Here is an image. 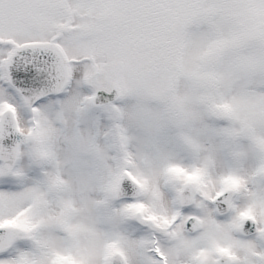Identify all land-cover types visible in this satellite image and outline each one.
Returning <instances> with one entry per match:
<instances>
[{
  "label": "snow or ice",
  "instance_id": "1",
  "mask_svg": "<svg viewBox=\"0 0 264 264\" xmlns=\"http://www.w3.org/2000/svg\"><path fill=\"white\" fill-rule=\"evenodd\" d=\"M96 68L110 81L93 83L101 92L186 84L250 142L223 163L169 156L152 188L126 158L111 186L132 194L125 264H264V0H0V149L22 144L41 106ZM23 176L0 169L6 183ZM46 201L40 180L0 191V264H77ZM102 240L88 264L123 255Z\"/></svg>",
  "mask_w": 264,
  "mask_h": 264
},
{
  "label": "clouds",
  "instance_id": "2",
  "mask_svg": "<svg viewBox=\"0 0 264 264\" xmlns=\"http://www.w3.org/2000/svg\"><path fill=\"white\" fill-rule=\"evenodd\" d=\"M79 79L89 91H60L53 107L42 109L39 123L24 129L22 144L12 152L0 149V169L18 166L24 158L40 169L46 203L54 213L50 219L68 229L63 235L74 250L66 254L77 264H88L106 243L104 236L116 241L123 254L113 256V264H125L133 248L121 236L127 221L121 219L122 206L113 207L120 195L111 186L123 175L126 158L152 188L176 150L190 158L186 163L197 157L211 163L235 157L250 142L235 134L234 122L209 115L186 84L165 94L113 88L103 92L111 99L100 103L101 91L93 83L110 82L104 69L90 71L88 81Z\"/></svg>",
  "mask_w": 264,
  "mask_h": 264
},
{
  "label": "rangeland",
  "instance_id": "3",
  "mask_svg": "<svg viewBox=\"0 0 264 264\" xmlns=\"http://www.w3.org/2000/svg\"><path fill=\"white\" fill-rule=\"evenodd\" d=\"M73 93H80V92H88L89 89L85 88L81 83L74 82L70 89ZM43 109H50L53 107V101H48L44 105L41 106ZM175 156L179 159H183L185 162L188 161L190 158L183 153L182 151L176 150ZM222 163L225 162L224 160L221 161ZM18 167H20L23 172L24 176L22 179V182H16L13 180L11 183H6V178H0V191H20L22 187L34 184L36 181L40 178V169L37 168L35 165L31 163V161L27 158H24L20 160V163L18 164ZM125 203H120L117 205L116 208L121 207ZM116 206V205H115Z\"/></svg>",
  "mask_w": 264,
  "mask_h": 264
},
{
  "label": "water",
  "instance_id": "4",
  "mask_svg": "<svg viewBox=\"0 0 264 264\" xmlns=\"http://www.w3.org/2000/svg\"><path fill=\"white\" fill-rule=\"evenodd\" d=\"M110 99H111V97L110 96L106 97L103 92H100L98 95V102H100V103H106Z\"/></svg>",
  "mask_w": 264,
  "mask_h": 264
},
{
  "label": "flooded vegetation",
  "instance_id": "5",
  "mask_svg": "<svg viewBox=\"0 0 264 264\" xmlns=\"http://www.w3.org/2000/svg\"><path fill=\"white\" fill-rule=\"evenodd\" d=\"M127 200H123V201H120L119 203H121V202H126ZM127 202H130V201H127ZM130 222H126L122 227H123V229L124 230H129L128 229V224H129Z\"/></svg>",
  "mask_w": 264,
  "mask_h": 264
}]
</instances>
